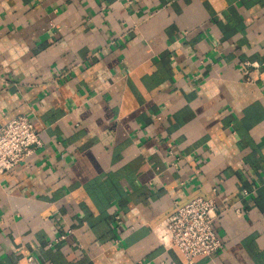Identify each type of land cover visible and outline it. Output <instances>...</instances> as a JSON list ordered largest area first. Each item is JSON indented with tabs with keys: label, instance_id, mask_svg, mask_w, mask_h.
<instances>
[{
	"label": "crops",
	"instance_id": "0c3cea01",
	"mask_svg": "<svg viewBox=\"0 0 264 264\" xmlns=\"http://www.w3.org/2000/svg\"><path fill=\"white\" fill-rule=\"evenodd\" d=\"M18 115L41 144L0 174V264H264V0H0ZM195 196L222 248L189 263L164 226Z\"/></svg>",
	"mask_w": 264,
	"mask_h": 264
},
{
	"label": "built area",
	"instance_id": "2783aa9c",
	"mask_svg": "<svg viewBox=\"0 0 264 264\" xmlns=\"http://www.w3.org/2000/svg\"><path fill=\"white\" fill-rule=\"evenodd\" d=\"M40 144L38 132L26 116L18 115L9 119L0 127V174L23 161ZM212 191L214 195L217 193L216 188ZM218 212L216 200L212 196H195L183 203L174 201L164 230L170 244L180 251L187 262H192L197 256L210 257L222 248V241L213 227ZM63 237L61 234L53 238L50 244Z\"/></svg>",
	"mask_w": 264,
	"mask_h": 264
}]
</instances>
